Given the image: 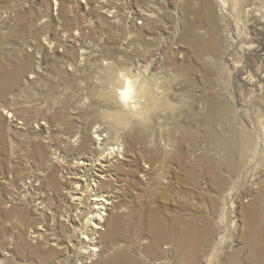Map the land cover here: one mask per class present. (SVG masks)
Instances as JSON below:
<instances>
[{
    "label": "rangeland",
    "instance_id": "obj_1",
    "mask_svg": "<svg viewBox=\"0 0 264 264\" xmlns=\"http://www.w3.org/2000/svg\"><path fill=\"white\" fill-rule=\"evenodd\" d=\"M118 1L105 6L117 11L113 21L100 0H6L0 6V67L17 70L25 59L36 67H27L20 86L0 98V109L13 114L0 111V264H59L68 255L48 254L57 248L53 237L76 243L75 229L85 218L71 214L68 189H77L65 177L68 167L54 158L76 164L72 160L94 154L97 126L107 135L100 150L106 154L107 146L122 142L130 159H112L123 166L116 163L110 181L88 167L78 171L86 174L83 190L109 182L105 194L112 191L116 200L114 211L111 205L104 210L119 219L106 260L264 264V0H213L209 22L191 0H157L159 20L144 14L152 0ZM128 11L142 15L145 25L129 22ZM76 31L79 41L63 38ZM40 39L48 44L34 50L31 42ZM126 71L136 86L147 84L154 99L140 97L136 87L139 105L154 110L145 129L142 109L139 115L119 99ZM115 112L124 117L121 125L110 121ZM212 133L232 137L236 152ZM247 136L248 147L238 152ZM84 139L90 148H82ZM39 227L56 235L31 237L42 233ZM190 229L210 245L182 242L178 231Z\"/></svg>",
    "mask_w": 264,
    "mask_h": 264
},
{
    "label": "bare ground",
    "instance_id": "obj_2",
    "mask_svg": "<svg viewBox=\"0 0 264 264\" xmlns=\"http://www.w3.org/2000/svg\"><path fill=\"white\" fill-rule=\"evenodd\" d=\"M5 1L6 0H2V2H1V0H0V6H3ZM221 1L222 0H219V2H221ZM191 5L196 7L198 16L202 20H206L207 22H209L213 19L214 15H215L213 0H191ZM45 44L47 45L48 42L41 43V39H40L38 41L37 40L32 41L31 47H33L34 50L40 51L42 48L45 49V46H46ZM81 51H83V49H81ZM31 64L32 63H31L30 59H25L24 62L22 64H20V66H18L19 68L17 70L14 69V70L8 71V70H6V68L0 67V98L4 97L5 94L7 93V91L12 90L14 87L20 86L21 75L27 67L28 68L31 67V70H36V67L31 66ZM120 75H121V80L123 83V86L121 88H119V92H118L119 99L121 100L120 102L122 104H124L126 107L135 110L139 115H140L139 111L142 109V113H143L144 118H145V119L144 118L143 119L145 121L143 123H141L140 125L144 127L143 129H145L148 127L149 120L151 119V112L153 109H151L149 106L147 108L145 106L141 107L137 101L141 102L140 97L146 98L148 101H154V99L151 96L150 89L147 86L146 81H145L146 85L141 84L142 86H140V85L136 86L135 83L137 80L135 79L136 81H134V77L131 76L130 73L127 71L121 72ZM31 78H33V77H31ZM136 87H139V89H137V90L140 93V95H139L140 97L137 100L133 95L136 92ZM146 99H145V101H146ZM164 101H168V100L165 98ZM0 111H2V113L8 112V114H9V111H7L6 107H4V105H1ZM153 112H154V110H153ZM9 115L13 116V114H9ZM123 119H124V117L119 112L118 113L115 112V113H112L110 121L112 124L118 126L124 122ZM210 121H211V119H210ZM104 134H105L104 127H101V126L100 127L99 126L94 127L93 138H94V142L98 144V145L96 144V147L94 146L93 148H91V150L94 154H88L85 157H77L76 159H74V162H77L76 164L65 163L58 156L54 158L57 165L60 166L61 165L60 163H62L63 166L65 164V166L68 167L67 169L69 171L68 170L66 171L65 177L67 178V180H69L71 182L70 184L74 185V187L71 185V188L73 187V189H75V188L77 189V192L75 190L68 189V193H69V197H70L68 202H69V206L72 208V211H73V213H71V214H73L74 217H77L79 215V217L85 218V220H84L85 223H83V222L81 223V221H80L81 226H79L78 228L75 229V231L78 232L76 243L71 241V240L70 241L67 240L66 242L65 241L60 242V240L58 238L53 237V239L57 240V243L53 244L57 248L52 247L51 251L48 254L49 255L53 254L52 256L63 254L64 252L66 255L68 254L65 258L60 259L59 264H72V263L73 264H77V263L78 264H111L112 262H114V261L106 260L107 254L105 255L106 250L111 249L110 248L112 246L111 244H112L113 240L117 237L118 231H119L118 230V227H119L118 215L111 216V213L108 214L107 212L104 211V210H108L110 205L112 206L113 211L117 208L116 207V200L112 199L114 197V194H111L112 191L108 195L105 194V191H104V189L106 188V185L108 186V185H110V183L109 182H103L101 185L87 183L85 186L88 188V190H86V191H88V193H86V191L83 190V188L80 184L81 178L86 176V174L84 173L83 175H79V172H78L80 168L88 167L89 170H95L97 172L96 173L97 176H99L102 179L107 180L108 178H111V179L113 178L112 177L114 175L113 169H114V166L117 165L116 163H118V165L116 167L118 169H122L123 164L119 161H116L115 163H113L112 159L114 157L126 159L125 156H128L127 155L128 152L126 151V148L123 147L124 146L123 143L118 144V146L113 145L109 148H107L108 147L107 146L106 149H104L106 154H104V151L103 152L101 151L105 147V145L102 146L104 144V139H107V137L103 138V136H107L106 134L105 135ZM110 135L111 134H109V136H108L109 139H110ZM208 135H215V134L212 133V134H208ZM216 135L219 138V141L223 142L228 150L233 151V152L235 151L234 150L235 149V143H234V140H232L233 139L232 137H230V136L227 137L228 134L227 135L216 134ZM84 141H85V139L81 142H84ZM89 141L90 140H88L87 142H84L82 144L83 149H86V147L88 148L89 144L90 145L92 144V143H89ZM249 143H250V138H248V136H247V138L240 141V143L236 147V150L238 152L244 151L248 147ZM89 148H90V146H89ZM123 154H125V156H123ZM126 160H130V159H128V157H127ZM104 162H107V164H105ZM109 168L111 169L110 174H109ZM84 180H86V179H84ZM108 180L110 181V179H108ZM56 184H57L56 180L52 179L50 182V185L54 187V186H56ZM92 185H94V187H95L94 189H93ZM115 185H116L115 191L119 192L118 187L120 185H118L117 183H115ZM82 190H83V192H82ZM89 192H92V193H89ZM21 193H23V192H21ZM113 193H115V192H113ZM22 196H21V198H22ZM39 205H41V207H40L41 214H43L45 205L43 204V202L39 203ZM50 214H51L50 217L52 219H54V222H57L59 220V218H58L59 215H57L55 213H50ZM43 215H45V214H43ZM107 215L109 218L107 217V219H106L105 216H107ZM154 217H155V215H154ZM62 220H63L62 222L66 221V219H64V218H62ZM67 220L71 224L70 219L67 218ZM94 221H98V222H94ZM104 221L106 224L102 226V222H104ZM156 222H157V220H156ZM86 224H88L90 226L92 225L93 227H89ZM155 225H156V223H155ZM161 226L162 225H160V227H158L160 230L162 229ZM39 229L42 230V233L37 232V235L32 234L31 237L43 238V237L48 236V238H49L50 236L52 237V236L56 235V232H53V233L47 232V231H49L48 229H44L41 227H39ZM101 230H102V232H101ZM199 233H200V230L190 229V230H185V231H178V236L182 242L187 241L188 244L193 242V241H197L200 245L209 246L210 244L207 241V239L205 240L202 238V241L199 240V236H198ZM98 238H100L99 241H98ZM102 241L104 242L103 245H101ZM69 242H71V243H69ZM97 242L99 243L98 246H96ZM222 243H223V237L221 238L219 243L215 244L213 246V248L211 249V254L209 256V259L214 258L213 256H215L214 255L215 252L221 247ZM71 252H73L74 254L70 257L69 254ZM110 253H111V251L109 252V255H110ZM128 253L129 252L126 253L127 256L129 255ZM74 259H76V260H74ZM193 259H196V258L194 257ZM3 262H4V260H3ZM3 262H2V264H4ZM123 263L124 264H145L143 261H133L129 258L126 259V261ZM7 264H11V263H7Z\"/></svg>",
    "mask_w": 264,
    "mask_h": 264
},
{
    "label": "built area",
    "instance_id": "obj_3",
    "mask_svg": "<svg viewBox=\"0 0 264 264\" xmlns=\"http://www.w3.org/2000/svg\"><path fill=\"white\" fill-rule=\"evenodd\" d=\"M83 2H86V0H82ZM157 0H152V3H151V5H150V8L147 10V11H144V14L147 16V17H153V18H155V19H157V20H159V17H160V14H161V12L159 11V6L157 7V12L153 9V8H155V6H154V2H156ZM164 1H169V0H164ZM171 1V0H170ZM105 2H106V4H105ZM107 2H108V0H100V4L98 5V7H100L101 9H102V12L107 16V18L108 19H110L111 21H113L114 20V17H115V12H117L115 9H110L109 7L108 8H105V6H108V4H107ZM127 3V0H119L118 1V4H122V3ZM110 3V2H109ZM128 14H129V16H128V18H129V22H132V23H135L136 25H139V26H144L145 25V18H142V15H137V13H133V12H131V11H128L127 12ZM139 16V17H138ZM112 17V18H111ZM90 22H93L92 20H90ZM108 22V21H107ZM80 32L79 31H76L74 34H70V33H65V34H63V38H65V39H67V41L68 40H78L79 41V38H80ZM69 39H68V38ZM70 37H73L72 39L70 38ZM83 37V36H82ZM77 43H79V42H77ZM87 43V42H86ZM83 43H81V45H82ZM86 45V44H85ZM82 47H84V45L82 46ZM82 49V48H81ZM81 49H80V52H81ZM85 54H87V53H85ZM85 54H83L82 53V55H85ZM264 54V53H263ZM259 79L260 80H262L263 81V83H264V57H263V69H262V71H261V74H260V77H259ZM18 122V124H22L21 122H19V121H17ZM17 125V124H16ZM17 126H19V125H17ZM20 128H23V127H19V129ZM103 138H105V136H103ZM79 137H75L74 138V142L76 143V145L79 143ZM103 141V140H102ZM120 144H122V142L120 143ZM109 147V146H108ZM107 147V148H108ZM74 160H72V162H73ZM66 162V161H65ZM92 187H93V189L95 188L94 187V185H92ZM89 193H92V192H89ZM67 217L69 218L70 216L69 215H67ZM66 219V222H67V224L68 225H70L69 224V221L67 220V218H65Z\"/></svg>",
    "mask_w": 264,
    "mask_h": 264
}]
</instances>
